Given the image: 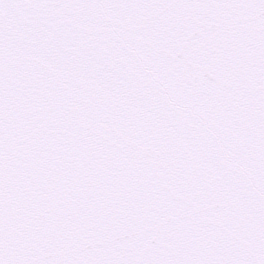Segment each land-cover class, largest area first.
<instances>
[{
    "label": "snow or ice",
    "instance_id": "obj_1",
    "mask_svg": "<svg viewBox=\"0 0 264 264\" xmlns=\"http://www.w3.org/2000/svg\"><path fill=\"white\" fill-rule=\"evenodd\" d=\"M0 264H264V0H0Z\"/></svg>",
    "mask_w": 264,
    "mask_h": 264
}]
</instances>
